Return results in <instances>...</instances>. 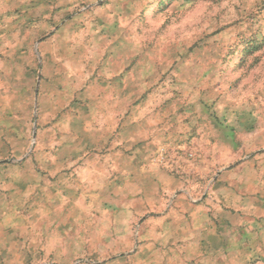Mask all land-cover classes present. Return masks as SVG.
Segmentation results:
<instances>
[{
	"label": "rangeland",
	"instance_id": "obj_1",
	"mask_svg": "<svg viewBox=\"0 0 264 264\" xmlns=\"http://www.w3.org/2000/svg\"><path fill=\"white\" fill-rule=\"evenodd\" d=\"M0 264H264V0H0Z\"/></svg>",
	"mask_w": 264,
	"mask_h": 264
}]
</instances>
